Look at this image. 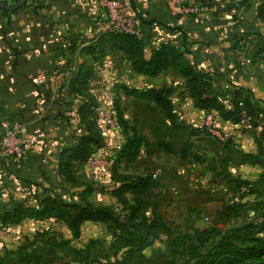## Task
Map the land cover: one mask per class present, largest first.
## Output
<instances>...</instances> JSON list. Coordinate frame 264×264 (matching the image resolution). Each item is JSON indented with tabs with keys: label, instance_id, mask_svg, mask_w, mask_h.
<instances>
[{
	"label": "crops",
	"instance_id": "0c3cea01",
	"mask_svg": "<svg viewBox=\"0 0 264 264\" xmlns=\"http://www.w3.org/2000/svg\"><path fill=\"white\" fill-rule=\"evenodd\" d=\"M186 7L201 13L186 16ZM231 9L236 15L229 14ZM4 11L0 9V126H26L27 154L0 167V207L11 201L38 208L49 194L44 176L57 175L61 155L86 133L83 122H93L85 96L110 92L108 84L99 86V63L110 75L113 63L100 61L99 54L113 50L105 42L109 33L95 25L97 0H27L18 10ZM132 11L143 60L163 46L178 53L176 61L167 58L162 72H174L184 93L190 95L178 66L200 76L205 96L223 105L234 96L264 98V0H133ZM162 72L141 76L156 82ZM156 84L147 88L162 90ZM174 91L172 86L165 90L169 97ZM36 221L25 218L17 225L35 226Z\"/></svg>",
	"mask_w": 264,
	"mask_h": 264
},
{
	"label": "rangeland",
	"instance_id": "374dc122",
	"mask_svg": "<svg viewBox=\"0 0 264 264\" xmlns=\"http://www.w3.org/2000/svg\"><path fill=\"white\" fill-rule=\"evenodd\" d=\"M112 50L99 54L100 61L107 58L113 63L111 75L99 63V75L102 76L99 86L108 84L110 92L99 91L95 97L85 96L91 103L93 122H83V126L87 130L91 127V133L98 141V148L91 158L99 157L100 164L92 168L90 158L85 165L78 167L74 184L57 175H48L49 181L43 179L45 191L78 205L107 208L120 221L124 220L125 212L112 197L114 184L110 180L113 159L126 138L115 118V105L118 104L123 119L144 139L138 165L140 173L152 176L154 181L153 189L144 197L148 204L145 216L156 215L161 224L159 240L137 255L130 264H168L167 241L192 228L215 226L222 232H228L260 218L264 214V195L260 191L261 185L256 183L264 169L248 164L241 154L264 150V138L261 136L264 132V113L251 115L243 104L239 110L232 111L233 97L224 104L225 110L232 115L221 121L218 111L212 110L207 114L197 107L195 101L193 104L191 95L182 91L183 81L174 72L166 70L156 85L163 91L170 86L175 88L172 96L167 97L173 102L172 111L179 125L173 126L154 103L124 94V87L148 89L156 82L144 80L126 54ZM136 64H139L138 61ZM105 75L107 80H104ZM205 86L201 85V91H207ZM261 96L264 97V93ZM249 101L259 104L264 110V98ZM240 108L244 111L240 112ZM243 116L250 118L246 124L241 123ZM102 149L104 153L99 156L97 153ZM239 181L256 184L254 189L258 190V194H248L245 187L238 189ZM242 193L245 196L242 197ZM17 227V224L0 226L11 235L7 241L0 243V250L19 246L26 238H32L36 230L44 229L49 236H54L58 244L53 264H79L67 256L65 249L69 247H88L91 260L96 264L112 261L115 249L119 248L120 255L119 244L104 224L82 225L77 239L72 238L63 222L55 219L37 220L35 226ZM64 243L66 248L61 247ZM37 247L43 248L40 244Z\"/></svg>",
	"mask_w": 264,
	"mask_h": 264
},
{
	"label": "trees",
	"instance_id": "16d2710c",
	"mask_svg": "<svg viewBox=\"0 0 264 264\" xmlns=\"http://www.w3.org/2000/svg\"><path fill=\"white\" fill-rule=\"evenodd\" d=\"M133 4V3H132ZM9 12L4 11L3 14ZM141 32V31H140ZM105 42L110 47L126 54L137 72L155 77L167 66V58L174 61L179 54L172 53L168 47L163 46L155 51L148 61L143 60L141 38L123 34L109 33ZM138 61L139 64H136ZM140 65V68H139ZM180 74L186 80L191 98L198 108L210 114L216 110L221 115V121L227 119L231 112L226 111L224 105L217 99L205 96L200 87L206 84L190 68L180 67ZM128 97L138 98L154 103L163 111L164 117L173 126H179L172 111L168 93L154 88L136 89L123 88ZM239 103L245 109L256 115L264 113L259 104L251 103L241 97L233 98L232 111L239 110ZM90 107V106H89ZM115 118L121 126L126 138L119 147L113 159L110 180L114 184L112 197L118 206L125 212L124 220L120 221L109 209L95 207L90 204L78 205L64 200L56 195L49 194L44 197L38 208L24 207L19 203L3 204L0 207V225H16L23 219L35 220L55 219L63 222L73 239L80 235L81 226L86 223H100L107 225V230L119 248L114 251L110 262L99 264H130L133 259L143 253L154 241L159 240L158 230L161 227L156 215L146 217L145 212L148 204L144 197L148 195L154 186L152 176L140 173L138 159L144 147V139L133 127H130L122 117V111L115 105ZM90 124V123H89ZM264 131V124L262 126ZM264 138V132L261 134ZM98 141L86 128L72 146L61 155L57 176L70 184L76 182L75 170L85 165L91 158ZM65 154V155H64ZM248 164L261 166L264 169V150L261 153L241 154ZM13 161L0 162V167H7ZM43 179L49 181L48 176ZM237 188L245 187L248 194H258L255 185H261L260 191L264 195V172L259 176L256 184L237 182ZM242 197L245 196L243 193ZM36 232V231H35ZM54 237V236H53ZM47 232H36L32 238H26L19 246L0 250V264H53L58 250L55 239ZM43 246L39 248L37 245ZM66 243L61 247L66 248ZM67 256L79 264H96L91 260L88 247L66 248ZM166 260L168 264H264V214L260 218L248 224L228 232H222L215 226L206 228H192L189 232L175 235L166 243ZM52 257V258H51ZM98 264V263H97Z\"/></svg>",
	"mask_w": 264,
	"mask_h": 264
},
{
	"label": "built area",
	"instance_id": "2783aa9c",
	"mask_svg": "<svg viewBox=\"0 0 264 264\" xmlns=\"http://www.w3.org/2000/svg\"><path fill=\"white\" fill-rule=\"evenodd\" d=\"M132 3L133 0H97L100 12L96 17L95 25L107 33H123L137 38L140 37L141 32L135 21ZM182 13L186 16L199 15L201 10L195 7H186L182 10ZM229 14L234 16L236 11L231 9ZM239 106L241 107L242 103H239ZM243 111L244 109L240 108V112ZM210 117L211 115L207 118L209 119ZM249 120V117L243 116L241 123L246 124ZM25 133L26 126L22 123H13L6 127L0 126V162L8 160L21 161L26 157L27 146L23 140ZM103 153L104 150L102 149L97 154L100 156ZM89 164L95 169L100 164L99 157L91 158ZM91 173L94 174L93 171ZM2 229L0 228V243L7 241L11 236L8 230ZM43 230H36V232L42 233Z\"/></svg>",
	"mask_w": 264,
	"mask_h": 264
},
{
	"label": "water",
	"instance_id": "95a60500",
	"mask_svg": "<svg viewBox=\"0 0 264 264\" xmlns=\"http://www.w3.org/2000/svg\"><path fill=\"white\" fill-rule=\"evenodd\" d=\"M27 0H20L17 4L13 6L6 5L4 3H0V9L6 11H15L22 8L26 4Z\"/></svg>",
	"mask_w": 264,
	"mask_h": 264
}]
</instances>
